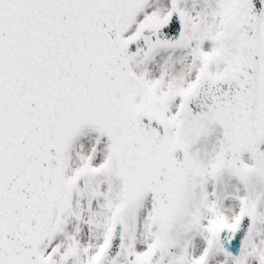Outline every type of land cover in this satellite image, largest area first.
<instances>
[{"label": "snow or ice", "instance_id": "1", "mask_svg": "<svg viewBox=\"0 0 264 264\" xmlns=\"http://www.w3.org/2000/svg\"><path fill=\"white\" fill-rule=\"evenodd\" d=\"M0 264H264V0H0Z\"/></svg>", "mask_w": 264, "mask_h": 264}]
</instances>
